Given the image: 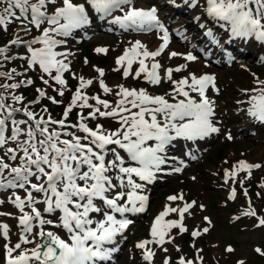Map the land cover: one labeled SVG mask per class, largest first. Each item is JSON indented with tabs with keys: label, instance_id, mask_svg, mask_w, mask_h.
Masks as SVG:
<instances>
[{
	"label": "snow or ice",
	"instance_id": "snow-or-ice-1",
	"mask_svg": "<svg viewBox=\"0 0 264 264\" xmlns=\"http://www.w3.org/2000/svg\"><path fill=\"white\" fill-rule=\"evenodd\" d=\"M172 3L175 5L176 0ZM183 3L193 9L201 6L200 0H183ZM89 10L102 18L111 17L110 23L126 32L156 30L162 34V43L155 51H149L139 40L130 42L131 46L116 60L119 67L114 69L119 71L122 67L125 79L130 75L140 78L143 74L147 83L159 85L164 77L158 71L162 66L156 58L169 45V31L160 21L157 8L139 9L133 0H0V31L7 32L9 25L18 23L26 35L33 29L39 33L30 42L17 34L7 45L0 46V67L17 59L12 55L14 48L25 46L27 52L26 56L19 57L26 65L24 73L12 69L0 72V78L15 80L29 70L38 71L43 84L53 87L50 81H54L58 87L53 90L63 97L64 73L70 71L69 63L65 62L69 53L56 49L65 45L74 31L90 24ZM203 10L208 17L223 22L232 39L254 40L264 45V0H204ZM115 12L122 15L113 16ZM200 27L204 29L207 25L200 24ZM205 35L215 41L211 29ZM96 51L106 53L107 49ZM177 55L180 54L171 52L170 58ZM183 58L189 62L197 59L190 52ZM148 60L152 61L150 67L146 64ZM134 64L139 68L133 74ZM181 70L182 67L169 68L165 75L171 80L173 71ZM97 71L103 77V70ZM78 80L79 86L59 120L53 119L47 108L42 110L47 115H40L29 106H15L22 105L24 98L11 90L31 85V79L0 84L9 93L7 96L0 93V194L7 193L0 205L8 202L18 210L15 218L21 229L18 242L12 244L9 226L0 223V239L6 241V264H109L119 240L132 223L126 214L145 211L148 196L144 190L167 163L169 146L178 140H203L220 131L214 125L215 101L207 95L210 87L216 88L213 75L192 74L190 82L189 78L173 81V91L166 94L168 98L123 85H118V91L113 92L100 79L104 94L120 97L115 106L99 96L85 94L84 89L93 84L91 79L78 77ZM256 85L255 89L245 90L246 95L250 91L258 92L250 96L245 111L264 124V81L257 79ZM37 92L54 105L61 103L43 89ZM9 99L11 103L7 102ZM74 109L80 110L77 122L68 124ZM84 109L89 110L88 115H84ZM18 115L23 118L18 119ZM100 118L115 121L116 127L109 129L100 123L89 126L88 121ZM227 139L233 137L228 134ZM260 167V164L239 161L232 170L225 171V183L229 179L235 181L238 172H246L247 178H251L252 169ZM181 170L180 167L173 169ZM244 195H248L246 190ZM235 197L233 189L229 199ZM168 199L183 200V196ZM193 206L194 202L180 208L165 207L151 226L152 239L136 244L142 250L143 261L152 264L155 252L149 245L163 247L171 242L166 237L172 229H179L180 233L187 231L183 221ZM170 213H177L179 219L165 221ZM244 215L255 217L256 211L249 207ZM257 219L259 226H264V218ZM208 231L203 229V233ZM201 234V231L191 233L194 238ZM226 251L233 249L229 247ZM255 251L264 256V250L256 248ZM179 264H193V261L181 258Z\"/></svg>",
	"mask_w": 264,
	"mask_h": 264
},
{
	"label": "rangeland",
	"instance_id": "rangeland-1",
	"mask_svg": "<svg viewBox=\"0 0 264 264\" xmlns=\"http://www.w3.org/2000/svg\"><path fill=\"white\" fill-rule=\"evenodd\" d=\"M168 2L170 0H133V5L136 8L145 10L152 7L157 8L158 17L161 20V18H169ZM201 10L202 5L189 10V12L186 11V17H183L185 15H173L171 18L175 20L171 25L186 27L187 24H191L190 21L189 23L186 21L190 20V17L201 13ZM91 12L93 13V10H90V17L92 16ZM118 15H122V13H118ZM199 23L192 29H187L188 33H193V31L197 30ZM16 25L17 23L9 25L7 32L0 31V46L8 44L13 39ZM117 29L119 27L110 23V20L104 23H95V26L91 28L94 34L93 40L83 45L80 56V47L72 48V55L68 56L70 65H74L72 74L93 81L90 87L84 89L86 93H92V96H96L98 91L100 98L109 101L113 106H115L116 100L120 98L112 94L106 95L103 91L98 90L100 78H98L97 69L103 70L104 83L109 88H112L113 92L118 91V85H123L127 88L145 89L149 93L161 95H165V92L173 91V81L184 78L189 73L213 70L218 77L217 89L219 92L213 93L210 91L208 93L210 98L215 101V120L216 122H223V125L220 124L223 131L221 135L209 138L193 147L196 151H200L201 155H198L196 160L187 163L181 174L167 176L160 184L153 187L150 212L143 216L125 236L123 247L120 248V255H113L110 264H145L141 259V251L134 250V243L140 237L146 236L149 222L156 218V214L162 208L166 206L180 208L187 201L195 202V207L189 210L185 216L184 227L187 228V231L180 233L179 229L171 230L169 236L166 237L167 240L171 239V242L166 243L158 251L155 264H162V257L167 255L172 259L169 264H179L181 258L193 261V264H200L201 260L206 264H239L240 261H243L244 264H264V260L258 258L255 251L256 248L264 250V226H259V223L253 218L235 222V215L243 214L249 209V206L255 209L261 218H264V187L261 186L264 185V124L261 125L259 122L254 125V118H250L245 111L249 105L246 101L245 103H240L252 95V93L246 95L243 91L255 89L257 87V79L264 81V63L260 59H254L253 57V54L257 53L256 51L262 45L255 44L256 41L254 42V40L244 41L247 45H255V48L251 49V56L236 54L234 56L239 58V62L234 63L231 67H226L222 61L207 60L206 56L197 55L193 47H187L188 43L177 42L173 46L178 49L177 53L180 55L170 58L167 53L160 59L162 64L161 75L164 79L160 85L151 86L145 81L143 74H141L140 78H133L130 75L125 79L122 75V67L119 71L114 70L119 67L116 64L117 58L120 57L128 45L139 40L140 36L132 35L131 33L116 35ZM32 34L33 36L39 35L35 29H33ZM145 37L151 39V48L154 47V44L160 42V36L157 33H148ZM69 44L72 45L71 42ZM24 48L22 47L18 50V54L21 57L27 55ZM98 48H105L107 52L98 53L96 51ZM261 51L263 52V48ZM183 52H190L196 56V62H199V65L196 67L194 65L196 62L194 64L186 63L182 55ZM205 53L208 55L207 51ZM77 59L79 60L77 61ZM21 61L24 62V60ZM85 61L89 63L85 64ZM16 65L17 61L13 63V66ZM178 66L182 67V73L181 71L176 72L178 74L175 75L179 76L175 78L174 75L173 79L169 81L165 75V70L169 69V67L173 69V67L176 68ZM138 68V64L133 67V74ZM3 71L6 72L8 69L5 68ZM40 75L41 73L38 71L32 70L31 76L34 79V87H46L51 92V96L61 101L60 104L66 107L79 83L70 77H66L65 95L60 97L53 90L54 87H58L54 84V81H50L53 87L44 85L39 79ZM0 84H4V82L1 81ZM34 87L20 88L12 91V93L26 97V102H29L33 100ZM0 93L6 96L9 95L3 88H0ZM253 95H258V92H254ZM7 102L11 103V100L9 99ZM25 103L15 106L23 107ZM40 106L49 108L50 111L54 112L48 101H43L37 107L39 108ZM73 111L76 113L80 110L74 109ZM88 111V109H84V115H87ZM97 121L104 122L103 125L109 129L116 127L115 121L110 119L100 118ZM90 127L95 126L91 125ZM228 133L233 137L232 140L227 139ZM196 151L194 153H197ZM240 158H246L252 163L260 162L262 164L260 170H252L253 177L247 178L245 175H241L240 178L244 189L253 199L251 205H246L241 195L239 178L231 181L229 185L222 184L220 180L222 169L229 168L231 163ZM232 187L239 189L235 203L229 202L226 197V191ZM172 194L178 197L182 195L183 200L170 201L168 197L173 196ZM175 216L176 213H171V216L165 221L176 220ZM208 221H211V223L209 224ZM0 223H6L11 226L9 227L11 229L9 231L10 241L14 244L17 231L13 221L8 222L0 218ZM204 228H208L209 231L203 233ZM193 231H201L202 234L194 238L191 235ZM184 235H189L191 241H187ZM5 242L0 239V264H2L1 255L5 252ZM229 247L233 249L232 252L226 251ZM163 249H167V251Z\"/></svg>",
	"mask_w": 264,
	"mask_h": 264
},
{
	"label": "bare ground",
	"instance_id": "bare-ground-1",
	"mask_svg": "<svg viewBox=\"0 0 264 264\" xmlns=\"http://www.w3.org/2000/svg\"><path fill=\"white\" fill-rule=\"evenodd\" d=\"M146 40H151V39H147L145 36H142V38H141V42H143V44L144 45H146V47L148 48V50L149 51H152L151 49H150V47H149V44H148V42L149 41H146ZM245 42H242V46L243 47H241L242 49L240 50V52L242 53V54H245V55H249V56H251V51H250V49H252L251 47H247L246 48V46L247 45H245L244 44ZM157 48V47H156ZM155 48V49H156ZM174 49V48H173ZM257 53H255V54H253V57H254V59H259V58H261V56H263V54L261 53V49H259V51H256ZM253 53V52H252ZM151 60H148V61H146V64H149V66L151 65ZM196 65V64H195ZM197 66V65H196ZM212 72H213V70H212Z\"/></svg>",
	"mask_w": 264,
	"mask_h": 264
}]
</instances>
